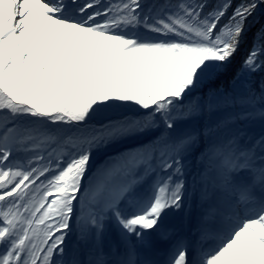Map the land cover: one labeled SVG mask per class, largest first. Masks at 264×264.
<instances>
[{
    "label": "snow or ice",
    "instance_id": "1",
    "mask_svg": "<svg viewBox=\"0 0 264 264\" xmlns=\"http://www.w3.org/2000/svg\"><path fill=\"white\" fill-rule=\"evenodd\" d=\"M0 264H264V0H0Z\"/></svg>",
    "mask_w": 264,
    "mask_h": 264
},
{
    "label": "trees",
    "instance_id": "2",
    "mask_svg": "<svg viewBox=\"0 0 264 264\" xmlns=\"http://www.w3.org/2000/svg\"><path fill=\"white\" fill-rule=\"evenodd\" d=\"M242 56H243V52H241L240 56L237 57L236 62H234L232 69L233 72L239 71L240 60ZM222 83L225 88H229V89L231 88L230 77L227 80L223 81Z\"/></svg>",
    "mask_w": 264,
    "mask_h": 264
},
{
    "label": "rangeland",
    "instance_id": "3",
    "mask_svg": "<svg viewBox=\"0 0 264 264\" xmlns=\"http://www.w3.org/2000/svg\"><path fill=\"white\" fill-rule=\"evenodd\" d=\"M167 225H168V227H170V228H176V229H179L178 227H176V226H174L171 222H170V216L168 217V220H167ZM183 233H187V235H188V229H187V227L185 226L184 228H183V230L180 232V234L182 235ZM71 238H73V237H71ZM71 241V240H70ZM164 243H166L167 241H163ZM164 243H162L161 244V241H158V248H161L163 245H164ZM70 245H73V243H72V241L69 243ZM170 247V246H169Z\"/></svg>",
    "mask_w": 264,
    "mask_h": 264
}]
</instances>
